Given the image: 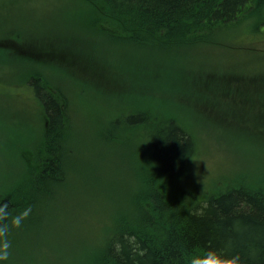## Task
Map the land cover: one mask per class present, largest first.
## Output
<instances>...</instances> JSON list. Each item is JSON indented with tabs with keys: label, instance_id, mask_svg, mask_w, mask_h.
I'll return each mask as SVG.
<instances>
[{
	"label": "rangeland",
	"instance_id": "obj_1",
	"mask_svg": "<svg viewBox=\"0 0 264 264\" xmlns=\"http://www.w3.org/2000/svg\"><path fill=\"white\" fill-rule=\"evenodd\" d=\"M76 7V0H0V49H7L0 51V58H8L4 65L0 64V82L19 88L20 81L26 82L31 77V69L36 72L40 69L43 78L66 96L76 154L89 152L85 159L89 164L81 165L78 174H73L66 186V195L53 194L52 200L46 199L45 205L35 208V215L39 216L27 212L20 230L12 225V220L9 222L3 238L9 243L4 264H86V251L104 242L105 236L101 234L107 224L113 231L122 215L132 210L127 195L134 188L129 184L124 189L122 183L133 180L136 140L122 151V144L117 145L109 137L111 131L105 125L89 127L94 115L111 111L106 99L126 104L147 99L152 103L187 106V114L179 110L177 116L184 117L189 125H192L191 117L197 121L199 116L198 120L203 121L191 126L200 142L192 173L195 180L205 185L216 183V187L207 188L208 196L221 191L217 187L223 186L222 176L247 170L253 162L264 168V140L257 136L262 134V129L256 127L257 124L264 129V77L250 80L244 75L246 81L234 82L228 74L232 70L241 74L243 69L264 72V30L257 38L244 39L236 38V27L231 35L218 39L217 44L223 47H216L214 34L211 36L214 47H198L191 52L190 48L182 50L184 47L169 46L165 42L116 40L111 35H103L79 16L85 7L79 6V11ZM5 33L9 36L3 39ZM15 34L62 40L69 43L74 58L61 52L54 55L52 48L45 45L44 53L50 52L53 56L39 55L33 59L55 64L43 61L41 65H32L17 59L18 55L8 51L16 52L13 48L1 47L13 45L11 40ZM249 46L254 49L250 50ZM45 65H53L54 70ZM207 85L209 89H205ZM27 87L28 84L7 96L0 93V187L4 184L0 195L8 190V182L12 187L15 185L21 171L19 163L25 161L29 166L33 158L28 151L21 150L20 134L33 131L35 134L45 127L40 108L34 104ZM4 88L0 84V89ZM114 116L121 118L122 114L118 111ZM19 151L21 154L17 155ZM151 152L147 147L144 156L149 157ZM110 159L113 165L109 164ZM141 165L148 166L145 161ZM257 180L264 181V175ZM17 190L18 187L7 196ZM19 200L17 196L12 202L21 204ZM21 213L23 210H16L12 216ZM66 215L65 222L62 218ZM16 243L20 244L10 246Z\"/></svg>",
	"mask_w": 264,
	"mask_h": 264
},
{
	"label": "trees",
	"instance_id": "obj_2",
	"mask_svg": "<svg viewBox=\"0 0 264 264\" xmlns=\"http://www.w3.org/2000/svg\"><path fill=\"white\" fill-rule=\"evenodd\" d=\"M76 2L78 11L79 6L85 7L79 16H83L92 29L103 35H111L116 40L130 38L142 42H165L169 46L184 47L182 50L190 48L191 52L198 47H214L211 38L214 34L217 36L214 37L217 39L216 47H223L217 44L218 39L231 35L236 27V38L244 39L250 36L257 38L264 30V0ZM8 36L5 33L3 39ZM11 41H14L13 45L1 47L13 48L16 52L8 49L11 55H18L15 56L17 59L26 60L32 65H41L45 61L41 59L35 62L33 57L53 56L50 52L44 53L45 45L52 48L54 55L61 52L74 58L69 43L57 38L33 39L15 34V39ZM7 59L0 58V64L4 65ZM48 66L54 70L53 65ZM30 71L31 77L26 82L20 81L19 88L28 84L27 88L34 104L40 108L45 127L35 134L34 131L20 134L18 141L21 150L28 151L33 158L29 166L25 161L19 163L21 171L16 176L15 185L12 187L11 182H8V190L0 195V228L10 224L14 218L12 212L23 210L35 215V208L45 205L46 199L52 200L53 194L57 197L66 195V186L73 174H78L81 165L89 164L85 161L89 152L76 154L73 147V128L66 96L43 78L40 69H37L38 72L35 69ZM234 71L228 72L234 82L246 81L244 75L250 80L257 79V76L264 77L263 71L243 69L241 74ZM220 72L224 74V71ZM133 75L135 78V73ZM214 75L218 77L220 74ZM211 78L204 83L207 84ZM6 83L0 82L5 87L0 89V93L4 92L5 96L19 90L18 87H12L13 84ZM198 86L201 87L200 84ZM209 88L205 86V89ZM212 90L215 91L214 84ZM145 100L147 102L126 104L106 99L111 111L102 116L94 115L96 117L89 126L105 125L112 133L109 137L117 145L122 144V151L132 140H136V148L133 151V180L121 182L124 189L129 188V184L134 188L132 194L127 195L132 210L122 215L113 231L103 218L108 223L101 234L105 240L94 250L86 251V264H192L197 256L208 250L239 254L242 264H264V181L257 180L264 175L263 166L253 162L247 170L222 176L223 186L217 187L221 191L208 196L207 188L216 187V183L205 185L195 180L192 173L200 142L191 126L203 120L200 118L202 121H199L198 116L195 121L190 116L192 125H189L184 117L177 116L179 110L187 114V106ZM118 111L122 114L121 118L114 116ZM256 127L262 129V134L257 135L258 139L264 140V129L257 124ZM147 147L152 151L149 157L144 156ZM20 151L17 155L21 154ZM111 161L109 164L113 165ZM144 161L148 166L142 167ZM29 182L36 187H29ZM17 187L15 194L7 196ZM17 196L21 204H13L12 199ZM96 214L99 215L98 211ZM66 217L62 218L65 222L68 215ZM68 224L75 232L71 222ZM17 228L20 230V227Z\"/></svg>",
	"mask_w": 264,
	"mask_h": 264
},
{
	"label": "clouds",
	"instance_id": "obj_3",
	"mask_svg": "<svg viewBox=\"0 0 264 264\" xmlns=\"http://www.w3.org/2000/svg\"><path fill=\"white\" fill-rule=\"evenodd\" d=\"M27 212L21 213L12 219V225L14 227H20L22 220L27 217ZM7 226L0 228V264H4V261L8 259L7 249L9 243L4 242L3 238L7 233ZM192 264H242V259L239 254L229 255L223 250H208L203 255L197 256Z\"/></svg>",
	"mask_w": 264,
	"mask_h": 264
}]
</instances>
